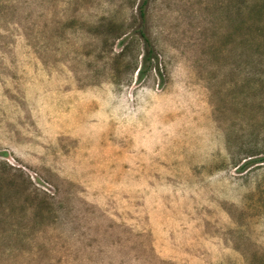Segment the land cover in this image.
<instances>
[{"label": "rangeland", "instance_id": "rangeland-1", "mask_svg": "<svg viewBox=\"0 0 264 264\" xmlns=\"http://www.w3.org/2000/svg\"><path fill=\"white\" fill-rule=\"evenodd\" d=\"M141 2L0 0V264H264V0H149L139 79Z\"/></svg>", "mask_w": 264, "mask_h": 264}, {"label": "trees", "instance_id": "trees-1", "mask_svg": "<svg viewBox=\"0 0 264 264\" xmlns=\"http://www.w3.org/2000/svg\"><path fill=\"white\" fill-rule=\"evenodd\" d=\"M149 6V0H142L141 4L138 6L139 16L138 20L139 22L136 24L135 28L133 29L132 33L129 34L128 38L125 36L122 41L125 39L129 42H133V40L137 38L141 39L144 43V53L141 55V64L140 67L137 69V75L139 79H142L143 76L147 73L148 70L151 69L152 63L154 60L157 59L156 55L154 54V51L152 49L149 37L147 35V28H146V11L147 7ZM112 27V24H111ZM126 33H120L115 37V40L121 39ZM122 43V42H121ZM127 46L122 49L120 52L121 56L126 53Z\"/></svg>", "mask_w": 264, "mask_h": 264}]
</instances>
